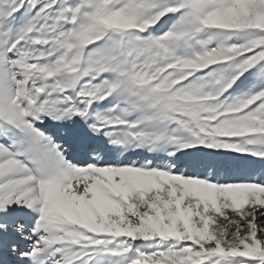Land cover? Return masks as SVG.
<instances>
[{"label":"snow or ice","instance_id":"snow-or-ice-1","mask_svg":"<svg viewBox=\"0 0 264 264\" xmlns=\"http://www.w3.org/2000/svg\"><path fill=\"white\" fill-rule=\"evenodd\" d=\"M0 264H264V0H0Z\"/></svg>","mask_w":264,"mask_h":264}]
</instances>
